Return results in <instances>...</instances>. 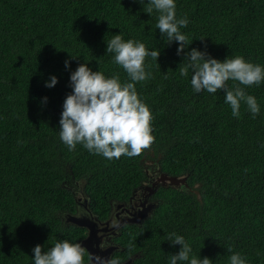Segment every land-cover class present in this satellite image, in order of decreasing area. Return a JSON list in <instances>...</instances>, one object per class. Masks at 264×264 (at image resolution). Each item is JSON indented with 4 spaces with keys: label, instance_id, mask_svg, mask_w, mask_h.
<instances>
[{
    "label": "trees",
    "instance_id": "16d2710c",
    "mask_svg": "<svg viewBox=\"0 0 264 264\" xmlns=\"http://www.w3.org/2000/svg\"><path fill=\"white\" fill-rule=\"evenodd\" d=\"M175 4L177 19H188L181 28L192 41L185 52L197 48L221 61L242 56L264 66V0ZM147 6L148 0H0V264H34L37 244L47 250L59 240L80 242L87 230L61 217L76 208L73 183L86 180L92 210L106 217L112 200L127 199L146 181L148 159L162 173L186 175L187 185L160 186L153 212L114 237L120 249L112 257L170 264L181 247L167 240L175 233L190 244V258L230 264L239 253L246 264H264V82L245 87L260 106L255 118L243 103L234 117L223 90L196 93L191 71L179 73L187 58L162 36L158 13L144 12ZM116 34L160 55L146 58L151 77L136 83L154 117L155 141L139 156L110 160L81 144L69 150L59 121L79 64L129 80L106 54ZM53 75L57 84L46 87Z\"/></svg>",
    "mask_w": 264,
    "mask_h": 264
},
{
    "label": "clouds",
    "instance_id": "9594fccd",
    "mask_svg": "<svg viewBox=\"0 0 264 264\" xmlns=\"http://www.w3.org/2000/svg\"><path fill=\"white\" fill-rule=\"evenodd\" d=\"M175 9V0H148L144 12L151 15L155 10L158 13L156 28L162 36H166L168 43H178L177 55L183 54L184 59L187 58V63L178 67L180 75L187 77L191 71V86L196 93L223 90L225 103L230 105L234 117L239 118L242 103L253 118L259 115L257 99L248 94L245 87L259 86L264 82V66L246 61L242 56H228L221 61L206 50L197 48L185 52L192 41L181 32V28L187 26L188 19H177ZM106 44V54H113L114 63L123 68L129 80L122 82L119 73L106 77L99 70L93 71L87 62L79 64L70 75L73 91L63 103L59 137L69 150L81 144L89 152L110 160L121 156L136 157L155 141L151 127L154 117L148 105L140 99L136 83L151 77V73L145 70V60L151 57L157 61L160 50H149L144 43L132 39L125 41L120 34L114 35ZM65 67H69L68 60ZM229 80L237 81L244 87L230 88L227 84ZM57 82L58 78L53 75L45 86L51 88ZM167 240L173 246H181L178 253L171 255L170 264H212L206 256L202 259L196 256L190 258L192 248L182 235L171 233ZM133 246L130 242L129 248ZM42 247L37 244L33 248L34 264H85L86 256L88 264H122L118 257H102L89 251L81 242L67 239L57 241L47 250H42ZM99 247L104 250L106 245L101 243ZM230 264H246V260L239 253H233Z\"/></svg>",
    "mask_w": 264,
    "mask_h": 264
},
{
    "label": "water",
    "instance_id": "95a60500",
    "mask_svg": "<svg viewBox=\"0 0 264 264\" xmlns=\"http://www.w3.org/2000/svg\"><path fill=\"white\" fill-rule=\"evenodd\" d=\"M186 179V175L175 176L165 172H163L160 176V181L163 182V186H179L182 184L187 185ZM85 184L86 180H81L79 187L81 192H83L82 188L85 186ZM155 205V203H152L149 205V207H146V210L142 211L140 214L120 218L119 221H114L113 215L108 219L100 220L93 211H91L90 214L84 216L79 212H66L63 214V218L65 224H74L87 230L86 236L82 238L80 242L85 247H87L89 251L96 253L102 257L110 258L119 247L112 244L105 247L104 250H101L99 245L103 243L105 236L109 234L118 235L119 233L117 231L125 224H141L143 220L148 217L149 213L152 211ZM87 208L89 209V206H87ZM135 257L136 255L130 256L128 259L122 261V264H132Z\"/></svg>",
    "mask_w": 264,
    "mask_h": 264
},
{
    "label": "flooded vegetation",
    "instance_id": "af4514ba",
    "mask_svg": "<svg viewBox=\"0 0 264 264\" xmlns=\"http://www.w3.org/2000/svg\"><path fill=\"white\" fill-rule=\"evenodd\" d=\"M147 174H148V178L146 179V181L138 189L134 190L127 199L120 198V199L112 200L110 202V210L106 217H101L92 210L90 206L89 196L85 192V186L82 188L83 192H81L79 188L81 181H75L73 184L76 190L75 191L76 208L74 211L61 212V217L63 221H64L63 214L66 212H74V213L79 212L84 216L90 214V212L93 211L95 215L99 217L100 220L108 219L113 215L114 221H119L120 218L140 214L142 211L146 210V207H149L150 204L152 203L156 204L157 200L154 199L153 195L155 194L157 189L163 185L162 182L160 181V176L162 174V171L160 170L159 166H157V169L155 170L154 169H152L151 171L150 169L147 170ZM152 185H157V186L153 188L151 187ZM87 206H89V209L87 208ZM154 208L149 213V215L153 212ZM120 230L121 228H119L117 232L120 233ZM116 236L118 235L109 234L105 236L103 244L106 245V247L112 244L117 245L119 247L118 249H120V246L114 240V237ZM122 261L124 260H121V262Z\"/></svg>",
    "mask_w": 264,
    "mask_h": 264
},
{
    "label": "rangeland",
    "instance_id": "374dc122",
    "mask_svg": "<svg viewBox=\"0 0 264 264\" xmlns=\"http://www.w3.org/2000/svg\"><path fill=\"white\" fill-rule=\"evenodd\" d=\"M147 165H148V168L150 169V171L152 170V169H157V163L154 161V160H152V159H148L147 160ZM162 182V181H161ZM162 184H163V182H162ZM170 184V183H169ZM157 185H158V183H157ZM157 185H152L151 187H156ZM160 185V184H159Z\"/></svg>",
    "mask_w": 264,
    "mask_h": 264
}]
</instances>
